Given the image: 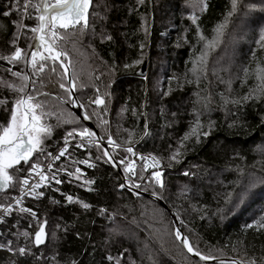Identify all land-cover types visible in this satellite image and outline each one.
<instances>
[{
  "label": "trees",
  "instance_id": "16d2710c",
  "mask_svg": "<svg viewBox=\"0 0 264 264\" xmlns=\"http://www.w3.org/2000/svg\"><path fill=\"white\" fill-rule=\"evenodd\" d=\"M7 2L8 0H0V12L4 10L3 5ZM247 2L259 5L260 0H247ZM106 3L108 11H103L104 17L96 19L83 32L72 29L66 32L60 30L63 39L58 41V44L69 56V60H65L64 63L69 65L71 77H75L74 67L76 66L83 67L88 78L86 96L81 99L80 95L83 91L79 88L77 79L79 74H76L74 93L78 104H83L91 115L96 106L89 101L95 98L96 90L99 89V94L107 104L108 115L104 119L109 123L98 126L97 116H92L91 121L103 137L105 144H107L108 134H111L117 142H122L127 140L128 132H132L135 141L134 151L141 154L151 152L163 158L165 181L163 190L147 185L138 177L130 179L141 185L139 189L135 188L136 190L148 195H152L153 191L156 192L155 197L163 201L174 213L181 233L189 238L196 249L206 256L213 257L210 259L212 261L247 262L255 259L256 264H261V258L264 257V229L259 231L257 229L259 222L264 221V122H262L264 104L249 101L245 104L243 112H237L236 108L229 103L228 107L222 111L220 109L222 102L218 101L220 98L218 95L225 96L224 87L218 84L211 74L218 77L222 75L213 68L206 69L204 76L207 80L201 79L199 85L184 83V88L175 89L172 81L170 84L169 76L175 75L172 72L180 71V74L183 71L186 72L191 60L201 48L195 36V26L187 19L191 11L185 7L186 2L183 0H160V4H157L156 0H145V3L139 6H136L134 0H106ZM209 4L206 13L201 15L196 12V15L200 16L198 24L203 33L210 39L212 28L214 24L222 20L229 0H209ZM142 15L147 18L150 26L147 35H143L140 31ZM259 15L264 14L254 12L245 15L242 10L231 20L222 38L224 41L215 51L216 53L221 50L220 53L209 55V59L212 58L209 61V67L215 61L221 64V56L226 54L222 56L227 57L220 66L223 69L222 74L235 72L241 79L244 66H248L251 72L257 63H263L264 50L255 43L259 38L260 28L253 23ZM34 17L33 12V18L26 19L23 23L34 26ZM17 18V14L13 12L12 19ZM6 20L7 18L0 16V23ZM242 27L245 28V36L249 37L242 40V50H238L230 44L229 40H232L230 37H233V31L237 30L238 33ZM9 29L6 33L0 32V54H9L14 50L9 43L14 30L10 22ZM28 35L30 36L31 33L29 32ZM105 36L111 39H103ZM185 40L188 42L185 43ZM17 43L21 48L28 46L24 36H21ZM141 43L144 45L142 50ZM253 49H256L255 56L252 55ZM138 59L141 63L127 69L123 67L125 63L132 65V62ZM161 59L166 62L162 65L164 66L163 77L167 78L165 82L163 81V89L165 90L169 85L172 89L167 97L163 95L156 97L153 90L154 80L158 74L156 63ZM144 62H147V68L145 76L142 77L138 73ZM113 64L116 65L114 69ZM7 67L9 65L0 60V78L11 81L13 78L3 70ZM20 67L23 66L20 65ZM52 67L53 65L49 62L46 72H50ZM13 68L17 70L19 67ZM55 68L63 75V69L60 68L59 63L55 65ZM25 74L31 77L30 71H26ZM49 79L53 82L49 83ZM55 79L54 76H46L45 87L41 91H46L49 95L37 97L43 102L44 111L49 113L43 122L53 126L52 138L45 142L48 146L46 150L53 153L58 150L57 144L63 145L65 133L82 124L74 121L59 123L62 120L71 119L69 113L74 115L66 105L70 104L67 102V94L54 82ZM177 79L183 81L182 77L177 76ZM224 79L228 80L227 77ZM110 81L111 87H108ZM253 85L254 75H249L243 84L241 81L235 83L230 92H233L235 97H240ZM37 86L39 87V84ZM194 87L201 97L211 96L213 102L208 105V111L205 113L211 121L215 122V125L207 138H200L201 143L190 145V152L183 157L186 161L182 162V166L168 168L167 157L177 139H182L186 133L192 118L195 107L190 108V95ZM105 93L111 94V100L105 96ZM2 95L8 96L11 101L15 94H9L5 90ZM56 95L62 96L65 103L61 104L55 99ZM182 101L189 105L187 107L182 105ZM141 103L144 104L143 108ZM202 104L203 101L200 103L201 107ZM169 105L179 119H175V122L168 125L165 119L166 114L162 113V109ZM154 106L156 108L161 106V111L154 109ZM172 106H178V109ZM8 107L10 110V102ZM121 107L127 109L122 116L118 115ZM103 108L104 105H101L97 112ZM133 108L137 110L135 116L132 114ZM229 109L231 111H228ZM141 112L144 115H140ZM232 113L236 115L233 116ZM145 120H147L149 135L141 139ZM233 120L237 122L234 127L229 128L228 124ZM0 123L4 125L7 123L2 109H0ZM117 125L120 126L119 129ZM125 129L128 131H124ZM108 149L112 152L111 147L108 146ZM72 151L79 159L88 158L86 151L78 149H72ZM100 154L103 155V152ZM96 155L97 149L93 145L91 156L95 159ZM125 155L131 159V154H126L122 148H117L114 158L120 160ZM42 162L46 163L43 158ZM62 162L63 158L56 164L59 165ZM95 162L97 167L94 169L86 168L85 165H79V167L85 176L95 180L92 187L96 191H85L83 187H77L76 183L65 182L57 185L63 192L91 204L92 208L86 211L78 204H67L60 193L50 191L48 194L60 201L58 205L50 204L46 198L40 201L32 200L30 197L24 199V206L37 211L41 219L47 218V243L40 248L30 244L33 255L24 257L19 256L18 253L13 254L0 249V264H20V262L22 264H70L73 259L77 261V264H117L115 258L120 260V264H232L196 261L175 238H173L175 247L171 244L170 249L163 247L165 250L162 251L163 255L158 254L155 259L151 258V255L148 258L146 252L139 253L146 240L150 243L149 246L157 247L159 242L154 241L150 235H152L153 227L163 226L158 223L160 216L171 229L176 231L175 226L168 213L154 201L133 195V192L129 191L125 185L121 188L120 184L123 181L115 168L101 161ZM136 164L142 166V161ZM120 169L125 177L122 167ZM151 171L153 169L149 168L145 175H149ZM185 171L190 175L184 176ZM238 172L245 175L253 173L255 178L262 181L261 187L254 189L251 198L242 200L238 197L242 193V181L245 178V176L238 177ZM61 176L63 177V174ZM17 189H9L6 195L10 198L18 193ZM0 194L2 195L0 203H5V195ZM100 207L111 213L112 218L97 215ZM150 207L153 208L152 212ZM4 219L7 224L0 223V233H3L0 235V243L7 244L11 240L13 247L17 244L24 245L27 243L24 237L20 236L17 239L13 233L27 231L33 238L37 230L36 222L26 214L18 217L14 211ZM30 221L31 227H29ZM12 224H17V228L11 227ZM57 224L61 226V229H56ZM121 224L139 227L136 229L134 226L133 230L140 238L141 245L115 237L119 235L109 234V231L116 232L113 225ZM248 224H253V227L247 228ZM54 230L58 237L55 241L51 238ZM108 256L113 257L111 262L107 259ZM36 257L40 259L37 260ZM53 257H55L54 260ZM151 260H153L152 263H150Z\"/></svg>",
  "mask_w": 264,
  "mask_h": 264
},
{
  "label": "snow or ice",
  "instance_id": "6c2138e0",
  "mask_svg": "<svg viewBox=\"0 0 264 264\" xmlns=\"http://www.w3.org/2000/svg\"><path fill=\"white\" fill-rule=\"evenodd\" d=\"M90 2L91 0H22L21 3V0H8L3 5L4 10L0 12V16L7 18L4 23H0V32L6 33L10 30L9 22L11 28L14 29L9 41L14 50L9 54H0V60L5 61L9 65V67L3 70L13 78L11 81L0 78V109L4 111L7 120L6 125L0 123V129H2L0 130V193H5L8 189H17V185L19 192V195H13L10 198L5 195V203H0V223L7 224L4 218L9 217L15 211L18 217H22L24 214L31 217V220L35 221L37 225L34 238H31L30 233L27 231L13 233L14 236H17V239L23 236L27 241L26 244H17L13 247L12 241L9 240L7 244L0 243V249L7 250L13 254L18 253L21 257L33 255L29 247L30 244L34 243L36 246H39L45 243L47 236L46 225L48 224L47 218L41 219L37 211L24 206V197H30L36 201L46 198L50 204L58 205L60 201L49 195L50 191L60 193L67 204H78L86 211L92 208L91 204L81 200L79 197L65 193L57 187V185L67 182L69 184L76 183L77 187H83L85 191H96L92 187L95 180L85 176L79 165H85L86 168L94 169L97 167L95 161H101L118 170L122 167L125 177L124 183L120 184L121 188L124 187L125 183L129 185V189H139L141 187L140 184L130 179L131 177H138L153 188L159 187L163 190L165 187L163 158L157 157L151 152L141 154L134 151L133 145L135 141L132 132H128L127 140H122V142H117L111 134H108L106 143L112 149V152H109L106 149H102L101 142L103 141V137L96 134L89 127L83 126L81 121L72 116L71 113L68 114L71 119L62 120L59 123H72L74 121L77 124H81V126L72 128L65 133L63 145H56L58 150L55 154L46 150L48 146L45 142L52 138L53 126L43 122L49 113L44 111L43 102L37 99V97L49 95L48 92L41 91L45 87L46 76L56 77L54 82L67 94V102L71 103L73 107L82 110L80 115L83 121L91 120L92 116H97L98 126L109 123L108 120L104 119L108 115L107 104L105 99L99 94V89L96 90L97 94L95 98L89 101L90 104L96 106L91 115L88 114L85 106L78 104L77 100L73 97L72 93L76 89V79L74 76H68L67 69L69 65H66L64 61L69 60V56L58 44V41L63 39V34L60 30L66 32L72 29L83 32L87 28ZM143 3H145V0H137L138 6ZM186 3L194 9L187 19L195 26V36L198 42L201 43V48L199 54L191 60L192 68L188 71L192 74V78H189L186 73L185 79L189 84L195 81L199 85L201 79L207 80L204 72L206 71L208 57L221 44L225 30L231 20L242 10L245 15L254 12L264 14V0H260L259 5L248 3L247 0H243V2L242 0H229V5L223 14L222 20L214 24L212 28L210 39L203 33L201 26L198 24L200 16L196 15V12H199L201 15L207 12L210 6L209 0H186ZM13 12L18 17L15 20L12 19ZM33 12L35 13L34 26L23 23L24 20L33 18ZM146 23V20L142 18L141 27L145 35H147ZM253 23L260 28L259 38L255 43L260 49L264 50V15L257 16ZM28 32L31 33L30 36L27 35ZM21 36H24L28 41L27 48L18 46L17 42ZM103 39L110 40L111 37L105 36ZM187 42L185 40V43ZM140 47L142 50L144 47L143 43L140 44ZM193 47L195 46L193 45ZM255 54L256 49H253L252 55L255 56ZM49 62H51L53 67L50 72H46ZM57 63H59L61 69H64L63 75L57 72L55 68ZM139 63H141V60L138 59L133 61L132 65L125 63L123 67L127 69ZM14 65H22L23 67L18 71H14L11 67ZM112 67L114 69L116 65L113 64ZM26 71L31 72V77L25 74ZM243 73L244 77L241 78V84L244 83V80L249 75H254V85L249 87L248 91L240 97L233 96L229 98L221 94L222 103L220 104V109L222 111L225 110L229 103L233 108H236L237 112H243L245 104L249 101L264 104V67L257 63L256 67L250 72L249 67L244 66ZM173 79L176 78H169L170 84ZM48 82L52 83L53 81L49 79ZM221 83H226L227 90L231 91L230 81L225 82L221 80ZM38 84L39 87L37 86ZM177 86H183L178 79ZM29 87H31V90H29ZM108 87H111V81ZM5 90L9 94H15L11 101H9L8 96L2 95ZM169 91H171V88ZM169 91H164L163 96H168ZM194 94L197 97L194 103L200 104L203 101L202 107L204 111H208V105L213 102L211 96L200 97L198 92ZM105 96L111 100L110 93H105ZM54 98L59 100L61 104L65 103L64 98L60 95H56ZM9 102L11 103L10 110L8 107ZM101 105H104V108L100 112H97V109H100ZM143 107L144 104L141 103V108ZM125 111L127 109L121 107L118 115L122 116ZM228 111L231 110L229 109ZM132 114L134 116L137 114L135 108L132 109ZM140 115H144V113L141 112ZM192 115H194L195 121L194 123L190 122L189 132H186L184 137H182L179 148L171 152L167 157L168 168H171L173 164L180 163L182 153L179 149L185 147L184 141L189 140L194 135L196 143L199 144L201 143L200 136L207 138L214 128L215 122L208 121V131L203 130L204 125L200 119L202 113L199 109H194ZM232 115L235 116L236 113H232ZM236 122V120H233L228 124V127H234ZM262 122H264V117H262ZM119 127L117 125L118 129ZM124 131L128 130L125 129ZM148 135V125L147 120H145L144 132L141 139ZM93 145L97 149L95 159L91 156ZM117 148H122L126 154H131L142 161V166H138L134 161L129 159L128 155H125L120 160H116L114 154ZM72 149L86 151L88 158L79 159L73 154ZM101 152H103V155L100 154ZM34 154L36 155L34 156ZM42 158L43 161H46V164L42 162ZM61 158H63V162L57 165L56 162L61 161ZM149 168L153 169V171L149 175H145ZM61 174H63V177ZM183 175L187 177L190 173L185 171ZM133 195H136V193L133 192ZM152 195L156 196L157 194L153 191ZM97 215L106 216L108 219L112 218V214L108 213L103 207L98 209ZM17 226V224L11 225L13 228H17ZM29 227H31V221L29 222ZM246 227L252 228L253 224H248ZM56 229H61V226L57 224ZM262 229H264V221L259 222L257 230ZM0 235H3V233H0ZM77 235L79 238V234ZM174 235L176 241L182 244L183 248L191 256H198L200 261L213 259V257L206 256L196 249L191 244L189 238L183 236L180 231H176ZM51 238L53 241L57 240L58 237L55 230L51 233ZM36 259L39 260L40 257H36ZM54 259L55 257H53ZM107 259L111 262L113 257L108 256ZM70 264H77V261L73 259ZM232 264H256V261L255 259H250L247 262L233 261ZM261 264H264V257L261 258Z\"/></svg>",
  "mask_w": 264,
  "mask_h": 264
},
{
  "label": "rangeland",
  "instance_id": "374dc122",
  "mask_svg": "<svg viewBox=\"0 0 264 264\" xmlns=\"http://www.w3.org/2000/svg\"><path fill=\"white\" fill-rule=\"evenodd\" d=\"M135 1V4L136 6L137 5V0H134ZM157 1V4H160V0H156ZM183 2H186V0H183ZM185 7L191 11V13L194 11L193 8L189 7L187 3H185ZM103 11L107 12L108 11V6H107V3H106V0H92L91 3H90V8H89V14H88V26L87 27H90L91 26V23L95 22L96 19L98 18H103L104 17V14H103ZM143 16V15H142ZM143 19L146 20L147 22V18L145 16H143ZM35 20V18H34ZM147 27V33L149 32V23H146L145 25ZM170 28V27H169ZM140 31L143 33V35H145V32L144 30L142 29V27L140 28ZM29 34V32L27 33V35ZM246 34V31H245V28L242 27L241 28V31L237 33V30H234L233 31V37H230L232 38V40L230 41L229 38V42L230 44H233L235 47L238 48V50H242V47H241V44H242V40H245V38L249 37V36H245ZM245 36V37H244ZM222 41H224L222 39ZM201 45V43H200ZM220 46V45H219ZM218 46V47H219ZM218 47L215 49V51H217ZM215 51L211 52L210 55L212 53H214L213 55H216L218 53H220V51L216 52ZM199 52H200V48H199ZM198 52V54H199ZM197 54V55H198ZM226 54H223L222 56H225ZM221 56V55H220ZM221 56V64L217 63L216 61L213 62L210 67H209V61L212 59L208 57V63H207V66H206V69L208 68H213L216 70V72H218L219 75H222V77H218V75H214V74H211L212 77L217 80L218 84H220L221 86L224 87V93H225V96L231 98L234 96L233 92H229L227 90V86H226V83H221V80L225 81V82H231V90H232V87L235 83L237 82H240L241 79H240V76H238V73L236 74L235 72H232L231 74L229 73H223L222 74V71L223 69L220 67L224 61V59H226L227 57H222ZM165 60L164 59H161V60H158L157 63H156V67H157V71H158V74L156 75L155 77V80H154V86L155 88L153 89L155 91V96L157 97L158 95H163V93H161V91H169L170 89V85L164 90L163 89V81L165 82V80L167 78L164 79L163 75H164V69L162 65H165ZM76 65V64H75ZM262 67H264V59H263V63L260 64ZM18 66L19 68L17 70H14L13 67H16ZM13 68L14 71H18L20 70V65H14V66H11ZM190 68H192V63L190 64L189 68H187L186 72L183 71L182 74H180V71H175V72H172L174 73L175 75L174 76H169L170 77H175L176 79H173L172 80V83H173V86L175 89H182L184 88L185 84L184 83H188L187 80L185 79V75L187 73L188 77L189 78H192V74L188 71ZM74 70H75V78H76V74L78 73L79 75H77V79L79 80V88L81 91H83V93L80 95V98L83 99L85 96H86V91L88 89V78H87V74H86V71L83 67H74ZM63 73H64V69H63ZM180 74V75H179ZM178 77H182L183 81L181 79H179L182 83V87H178L177 84H175V82H177V76ZM227 77L228 80H225L224 77ZM241 76L244 77V73L241 72ZM194 80V78H193ZM193 85H196L195 81L192 83ZM195 88L194 87L193 89V92H192V95H190V108L191 107H195L194 109H199L202 113V115L200 116V119H201V122L203 123L204 125V128L203 130L204 131H208V127H207V124H208V121H211L210 117L208 115H206L205 111L203 110V108L201 107L200 104H196L194 103L197 99L196 95L194 93H197L195 91ZM172 90V89H171ZM227 90V91H226ZM179 93H182V92H179ZM164 97H167V96H164ZM200 97H201V94H200ZM218 97H220V95H218ZM161 99V97H160ZM160 99H159V102H160ZM218 101L222 102L221 99L219 98ZM182 105H186V107L189 105V103L187 104V102H183L182 101ZM162 106V105H161ZM158 107L156 108L154 106V109H158L159 111H161L162 107ZM174 109H178V106H172ZM228 106H226L227 108ZM155 110H153L154 112ZM169 111V112H168ZM162 113H165L166 116H165V119H166V123L169 125L171 124L172 122H175V119H179V117L172 112V108L170 107H165L162 109ZM193 113V112H192ZM175 114V115H174ZM181 115V114H180ZM191 120L190 122H193L195 121V118H194V115L191 116ZM79 126H77L78 128ZM190 130V124L189 126L187 127V131L186 132H189ZM185 135V134H184ZM184 137V136H183ZM200 138H204L203 136H200ZM180 142H181V139H177L176 143H175V146L173 147V149L171 150V152H174L176 151L178 148H179V145H180ZM196 144V141H195V136L193 135L192 137H190L189 140H186L184 141V145L185 147L184 148H180V152L182 153V155L180 156V163L179 164H173V166H182V162L186 161V158H183L184 156H186L187 152H190V145L191 144ZM170 152V153H171ZM36 154H34L35 156ZM140 162V160H139ZM19 167V166H17ZM184 168V167H183ZM11 171V170H10ZM253 173H249V174H243L242 172H238L237 176L238 177H241V176H245V178L243 179L242 181V184H243V190H242V193L240 196V199L242 200H245V199H248V198H251L252 197V193L255 191L254 189L255 188H260L261 187V184H262V181L258 180L257 178H255L253 175ZM129 186V185H128ZM135 189V188H134ZM9 190V189H8ZM8 190L3 193V195H6V193L8 192ZM0 197H2V195L0 194ZM153 208L150 207V211L152 210ZM152 212V211H151ZM160 216V215H159ZM163 218L160 216V219L158 221L159 224H163V226H155L153 227L152 229V235H150V237L154 240V241H157L159 243H157V247H151L149 246L150 243L146 240L144 241L141 249L139 250V253H142V252H146V254L148 255V258L149 256L151 255V258L155 259L158 254H162V251L164 252L165 248L168 247L169 249L171 248L169 245H173V238H175V235L174 233L176 232L174 229H171V227H169V225H167V223L165 221L162 220ZM166 223V224H165ZM133 226H127V225H113V227L116 229V232L115 233H111L109 231V234L111 236H115V235H119V236H115V237H120V238H124V239H127L129 240L130 242H133V243H137V244H140L141 245V241H140V238H138L136 236V233L134 232L133 230ZM135 228H139L137 226H135ZM162 228V229H160ZM164 228V229H163ZM161 245V246H160ZM174 246V245H173ZM164 247V249H163ZM175 247V246H174ZM147 249V250H146ZM115 261L117 264H120V260L118 258H115ZM153 260H151L150 263H152Z\"/></svg>",
  "mask_w": 264,
  "mask_h": 264
},
{
  "label": "water",
  "instance_id": "95a60500",
  "mask_svg": "<svg viewBox=\"0 0 264 264\" xmlns=\"http://www.w3.org/2000/svg\"><path fill=\"white\" fill-rule=\"evenodd\" d=\"M61 59H62V58H61ZM65 64H66V63H65ZM66 65H68V64H66ZM146 68H147V62H144L143 65L141 66V69H140L138 75L144 77L145 74H146ZM67 73H68V76L71 77V72H70V68H69V67H68V69H67ZM72 95H73V97L76 99V96H75V93H74V92L72 93ZM76 100H77V99H76ZM77 103H78V102H77ZM66 105H67L68 108L71 110V112L73 113V115H74L77 119H79V120L81 121V123L83 124V126H87V127H89V128H90L92 131H94L96 134L100 135L99 132H98V130L96 129V127L94 126V124L92 123L91 120L83 121L82 116L80 115V113L82 112L81 109H78V108H76V107H73L71 103H70V104H66ZM101 144H102V149H106L107 151H109L108 146H107V144H105L104 141H102ZM109 152H110V151H109ZM115 169H116L117 173L119 174L120 178L122 179V181H123V183H124V175H123L121 169H119V170H118L117 168H115ZM124 185H125V187H126L129 191H131V192H135L136 195L141 196V197H144V198H147V199H150V200L154 201L157 205H159V206H160L163 210H165V211L168 213V215L170 216V218H171V220H172V222H173V225L175 226L176 231H180V232H181L180 227H179V225H178V221H177V219H176L174 213H173V212H172V211L166 206V204H165L163 201H161L159 198H157V197H155V196H153V195H148V194L142 193V192H140V191H138V190H136V189H134V188L129 189V186L126 185V183H125ZM182 235H183V234H182ZM183 236H184V235H183ZM33 238H34V235H33ZM46 243H47V236H46V239H45V243H44V244H41V245H39V246H36V245L33 243V245H34L35 248H40V247H43L44 245H46ZM179 244H180V243H179ZM180 246L183 247L182 244H180ZM186 251H187V250H186ZM190 256H191V254H190ZM191 257H192L194 260H196V261H200L198 256H197V257H193V256H191ZM200 262H209V263H227V262H230V263H232L233 261H226V260H224V261L213 260V261H212V260H207V261H200ZM237 262H238V261H237Z\"/></svg>",
  "mask_w": 264,
  "mask_h": 264
},
{
  "label": "built area",
  "instance_id": "2783aa9c",
  "mask_svg": "<svg viewBox=\"0 0 264 264\" xmlns=\"http://www.w3.org/2000/svg\"><path fill=\"white\" fill-rule=\"evenodd\" d=\"M107 146H108V144H107ZM55 154V153H54ZM131 156V160L132 161H134L135 163H138L139 162V160L135 157V156H132V155H130ZM58 162V161H57ZM56 162V163H57ZM46 164V163H45ZM15 195H19V192L17 193V194H15ZM28 197H24L23 199H27Z\"/></svg>",
  "mask_w": 264,
  "mask_h": 264
}]
</instances>
